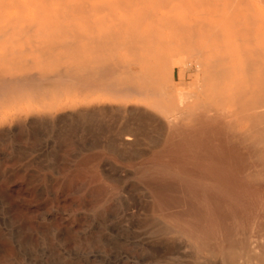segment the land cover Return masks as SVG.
I'll list each match as a JSON object with an SVG mask.
<instances>
[{
  "label": "rangeland",
  "instance_id": "rangeland-1",
  "mask_svg": "<svg viewBox=\"0 0 264 264\" xmlns=\"http://www.w3.org/2000/svg\"><path fill=\"white\" fill-rule=\"evenodd\" d=\"M0 1V29H8L6 34L0 32V52L5 48L22 50L25 63L32 62L27 65L34 70L42 63L40 67L44 66L47 59L42 61L27 52L32 42L28 40L40 41L47 34L45 16L57 6L55 2ZM141 1L144 4L140 5L151 11L153 23L148 24V13L147 20L142 16L138 26H152L161 36L169 34L165 28L170 25L156 23L164 18L167 22L173 19L170 24L176 27H190L200 20L201 25L209 22L210 28L219 26L224 34L228 30L235 33L237 30L230 32L224 17L236 10L235 14L243 15L239 14L243 25H251L247 32L252 38L242 41L238 34L232 38L237 39L236 44L226 40L227 35L224 40L235 48L240 42L249 47L256 42L264 44V0H244L247 5L242 0H165L166 5L161 0ZM235 6L238 10H233ZM35 8L39 12L35 13ZM119 8L113 10L116 15L122 14ZM104 15L102 12L96 17ZM27 21H35L33 32L29 30L35 36L19 31ZM203 27L197 29L203 30L201 36L209 30ZM193 30L194 26L191 31L195 33ZM176 33L170 35L175 37ZM196 35L189 42H198L193 38ZM204 37L211 39L208 34ZM203 39L198 42L202 47L206 46ZM173 42L162 52V58L170 57L167 64L171 71L166 69L164 80L156 81L165 95L177 97L185 91L194 94L189 98L194 101L181 107L185 113L170 114L176 118L168 124L163 120L167 112L154 110L152 98L158 100L159 95L146 100L141 95H120L122 99L134 98L130 102L143 98L144 105L136 108L129 100L123 106L117 96L122 104H112L113 99L104 91L80 89L68 82L45 86L42 91L46 92L35 98L28 88L7 89V97L0 103V264H224L220 251L238 248L249 236L264 245V168L260 154L251 144L230 135L220 119L213 123L201 119L206 107L216 114L225 107L231 109V105H218L209 97L214 86L231 83L207 79L203 61H198L208 56H194L188 48L177 51ZM224 45L220 43L219 48L223 50ZM119 51L118 63L136 71L139 66L130 62V55ZM229 56L228 62L233 61ZM241 56L234 55L236 61L229 63L233 80L240 76L237 61ZM7 60L0 61V77L12 68ZM191 108L194 112L188 111ZM249 176H253L251 181Z\"/></svg>",
  "mask_w": 264,
  "mask_h": 264
},
{
  "label": "bare ground",
  "instance_id": "bare-ground-1",
  "mask_svg": "<svg viewBox=\"0 0 264 264\" xmlns=\"http://www.w3.org/2000/svg\"><path fill=\"white\" fill-rule=\"evenodd\" d=\"M51 1L52 2L54 1L55 2L54 4H56L57 6H52L50 10L47 11L46 13V16H45L46 19L44 21L45 22L44 26L46 27L45 29L48 32L45 36L44 35L42 36L43 38L40 41H37L35 38L34 39L30 38L29 39L30 41L28 40V42L30 43L32 41L30 43L31 46L29 45L31 49L28 48L27 50L29 54L32 53V54L39 56V58L41 57V60L42 58L47 59V61L44 60V62L46 63L49 62L50 65L48 66L47 65L48 63L47 64L45 63L44 66L40 67L41 65H43L42 63L38 67L35 66L37 69L35 68L36 70H34V68H32L33 66L32 67L29 66L30 63H32L31 61L30 63L29 62L27 63L29 65L25 63L26 58H24L25 56H23L22 58V50H18L15 48L3 49L0 52V61L7 60L8 57L10 56V60L8 59L9 61L7 60V62L10 63L9 67L12 66L11 68L12 72H10L11 69H9L10 70L9 73L6 72L7 70H5L6 73L5 74L2 73L4 74V76L0 77V82L1 84L3 83V85H1L0 87V103L3 100V98L5 99L7 97L6 95L8 94L7 92L8 88L16 89V90L21 89V88L23 89L28 88L30 90L29 93L35 98L36 96L38 95L40 96V94H43L44 92H46V91L44 92L42 91L45 86L46 87H48V85L58 86V85L68 82L69 84L72 83V86L78 85L80 89H89V90H93V89L99 90L100 89V91H104L105 93L109 94L108 98L113 99L111 101L112 104H114V102H117V104L119 105V103L122 104L123 102L122 104L123 106L126 105L127 101L129 100L125 98L122 99L121 97L124 95L126 97L128 96L127 98H129V96L131 95L133 96L141 95L143 98L145 97L144 100H146V97L148 98L149 96L154 97L156 95H159L160 98L158 100L154 101V98H152L154 110L164 111L162 112V114H165V112H167L168 116H166L163 120L166 122V124H168L169 122L171 123L172 119L173 118L175 119L176 117H174L173 115L170 116V114L179 112L182 108H184L183 106H186L190 102L194 101V100L189 99L191 97L192 98L194 97L193 93L180 91V95H178L177 97L167 96L163 93L162 88L158 86V84L160 83H157V81L158 82L163 81L164 80L163 75L164 73H167L165 70L171 68V67L170 68L168 67L170 65V63H168L170 62V57L166 58V55H165L166 53H165L164 54L165 56H163L164 58L163 59L162 52L165 51V48L166 47L168 48L169 45L172 46V42L174 41L175 43L173 42L174 44L173 46H176V48H178L177 51L181 49L179 51L182 52V49L188 48L192 50L194 53L196 52L195 54L193 52H190V54L192 53V55L194 56L196 54H198L199 56L200 55L202 56L203 54L206 57L208 56L207 59L205 58V56L204 57L202 56V58L206 59L205 61L200 59L201 56L200 58L198 57L200 59L198 61L199 63L203 61L202 62L203 68L202 67L201 68L204 70V72L207 73V79H213V80H218V81L220 80V81H224V83L225 82L229 83L230 81L231 83V84L229 83L230 85L226 87H222V85L214 86L213 90L209 93V97L213 99L218 105L227 106L229 104L231 105L229 106L231 109H226L225 107L221 111H219L218 114H216V113H212L214 110L212 112L209 110L211 107H206L207 112L205 113L204 117L201 116L202 117L201 119L204 122H210V123H213L211 121L218 122L217 120L220 119L221 122L225 126V130L227 129V132H230L229 133L230 135L232 134V136L237 137L240 142H243V143L247 142V144H251L254 148H256L257 152L260 154V160H261L260 162H262V167L264 168V44L262 45V43L256 42V46L254 45L255 43H253V45L249 47V46H245L246 44L239 45L240 43H244V42L239 41L240 43H238V46L236 47L237 50L233 46V44H236V41H237V39H232L234 38L233 35L240 34L241 40L242 38L247 39V37L252 38L251 37L252 35H250V33L247 32L251 28V25H250V28H248L249 27L248 25L247 27L246 25H243L244 20H242V17L239 16V14L242 15L241 12H238L237 13L238 15L235 14L236 10L234 13L233 12L231 14L229 13L230 15L228 16L231 18L234 17V15H236L235 18L231 19V22L234 19V22H233L234 25L229 23L230 21H229L228 16L224 17V21H228L226 22V24L227 25L229 24L228 27L229 29H231L230 32H233V30L235 32L237 30L235 33H232V34L228 33L229 30L225 32L224 34L222 30L219 29V26L218 28H216V25L210 28L211 26L208 24L209 22H205V25L202 24L203 26H205V28L206 26H208L207 29L209 30L206 33V30H207L206 29L204 31L206 34L204 35L206 36L208 34V36L211 37L210 40H212L210 41L208 38L207 40L204 37V35L201 36V33L203 30H201V32L198 31L200 28L203 27L201 24L198 23L200 22V20L195 21V22L198 21L197 23H195L196 25H194V22H193L190 27H188L190 25L189 23H188L189 24L188 26L185 24L186 28L184 27V24L178 25V27L181 26L180 30L178 29V27H176V25L174 26L173 24H170L172 23L173 19H171L170 22H167L168 20L165 21V18L159 19L158 20L159 23L156 21L157 24H161V23L165 24L166 22L167 24L166 26L170 25L169 27L165 28L167 30L169 29L167 32L169 33L168 34L169 37L167 34H166V37H165V34L164 36H161L160 34L162 33L161 32L158 33L159 30H157L154 27L151 29L152 26L150 27L148 25V28L139 27L138 25H141L140 22L142 21V16L145 19L148 16L147 18L148 24L153 20L151 19L152 18L151 11L148 9V7L147 9L149 10V12L146 11V8H143V6L140 5V2L144 4L143 1L141 0H101L99 2H94V3L91 2L90 0H51ZM161 1L162 3L165 2V0H161ZM233 1H236V0H233ZM242 1L239 0L240 3H242ZM243 3L246 4L245 1ZM182 4L184 3L182 2ZM230 4L228 6L229 8L230 7L232 8ZM2 5H5V4H2ZM165 5H166V2H165ZM116 6H117V9L118 7L121 8L119 9L122 11V14L120 13L119 15H116L113 12ZM163 6L164 5L162 4V7ZM234 9H237L236 6L235 8L233 7V10ZM35 10H36L35 13L39 12V9L37 10V8H35ZM102 12H105L104 16L96 17L99 13H102ZM146 14L148 15L146 16ZM248 18H246V21H248L247 20ZM77 19L79 23H77ZM149 19L151 20L149 21ZM238 19L240 20L239 22H238ZM15 20H19V19L16 18ZM9 22L7 21V23ZM27 22L25 23V26L22 29H19V31L21 30L23 31V33L27 31L28 33L29 30H32L31 32H33L34 29L32 27L35 21H32V22L30 21L28 23ZM152 23L153 21L151 22V24ZM250 23L251 22H249V24ZM180 24H182V22ZM192 26H194L193 32L195 31V33L197 32V34L200 32L199 33L200 36L196 35L195 33H192L191 31ZM234 26H236L237 29ZM241 26L242 27L244 26V27L242 28ZM238 28L240 31H238ZM241 28L242 30L244 29L243 32ZM155 29L157 30V32ZM217 29L221 30V34H220L221 36L217 33L219 32ZM7 30L8 29L1 28L0 32H2V34L3 33L6 34V32H8ZM211 31L212 32L215 31V32L211 33ZM171 32L173 34L177 32L176 35H174L175 37L170 35ZM210 33L213 34L214 37H212L213 35H211ZM247 33L250 36H248ZM29 34L32 35L33 33L29 32ZM193 34L196 35L195 36L196 38L194 36L193 38L197 39L198 42L199 40H202L203 38L207 40L205 41L203 39L206 45L204 46L205 48L202 47L201 44H199L201 42L198 43L196 41L197 44H195L196 42H193L194 40L191 38ZM225 35H227L226 40L228 39L229 41H231L230 39L234 40V42H232L233 44L227 43V41L224 40ZM228 35L231 38H229ZM243 35L246 37H244ZM197 36L202 39L200 38L198 39ZM217 36L220 37L219 40L218 39L216 40ZM213 38L216 41H214ZM189 39H192L193 41L192 40L190 41H192L194 44H192V42H189ZM221 39H223V41H221ZM245 39L243 40L245 41ZM251 41L253 42L252 39ZM251 41L249 40V42ZM208 42H210L209 47L207 45ZM215 42H220L223 45L226 42L225 43L226 45H224L223 50L228 48L229 51H226V50L223 51L222 46L221 48H219L220 43L216 44ZM212 43L214 44L212 45ZM230 44L231 46H229ZM242 45L245 47L242 48L243 47ZM239 46H241L243 50H240ZM206 47L208 49L210 48L209 50H211L212 53L210 54L203 53L202 51H205L207 49ZM201 48L205 50L203 49L201 50ZM215 48L217 49L219 48L220 51H218L219 49L217 50ZM233 48L235 49L236 52L233 50ZM122 49L126 51L125 53H127V55L128 54L130 55V56L128 55L131 59L130 62L133 63V65L137 64L139 66V67L137 66L138 68L136 71H131L129 69H126L128 67H123L122 65L118 63L116 55L118 54V50L122 52L123 51ZM208 49L206 51H209ZM214 50H216L217 52H215ZM221 51L223 52L221 53ZM233 51L236 54H233L234 53ZM226 52H229V53L231 52L230 56H232V59H233V61H230L229 59L231 63L236 61V59L234 58H237L240 55L243 56L242 60L237 61V62H240L239 65L241 66V69H240L241 72H240V76L236 78L235 80H233V78L231 77V74L229 73L230 71L228 67L230 63L228 62L229 54ZM234 55H236L237 57H234ZM61 62H63L64 64L61 65ZM239 65H236L237 66L236 69H238ZM199 66H201V64ZM13 67L17 68L18 70L17 69L15 70ZM56 83L57 85H55ZM117 96L120 98V101L121 100L123 101L120 102L119 100H117L116 99ZM139 98L141 101H137V102L131 101L132 102L131 103L130 102V100L132 99L131 98L129 102L131 103V105L133 104L132 106H135V107L136 106L140 107L141 105L143 106L144 105L142 104L143 98L139 96L138 100ZM187 100H190V101L188 102ZM108 101H107V104L110 103ZM196 101L197 100H195V102ZM97 102L100 104L99 101ZM149 103H150L149 105H151L152 102H149ZM135 107H133V109H135ZM196 107L194 106V108ZM197 109L198 108H196L195 110ZM120 110L122 111V109ZM191 110L193 111V108H191L188 111L190 112ZM217 110H220V109L218 108ZM115 111H116V108H115ZM181 111L184 112V110H181ZM193 112L189 114H193ZM203 112H205V110ZM124 130L127 131L126 129ZM127 133L128 135H133L131 134L130 131H127ZM252 179H253V176H249L247 178L248 181H251ZM249 237L250 239L246 238L248 240L243 239L242 242L241 241L239 242L240 244L237 243L239 244V246L235 245V246H238V248L236 247L237 249L234 247H227V249L225 250L222 249V251H220V255L222 256L221 262L224 264H235L236 260H238L239 261V263L237 262L238 264H264V245H261V243L255 239H251V236Z\"/></svg>",
  "mask_w": 264,
  "mask_h": 264
}]
</instances>
